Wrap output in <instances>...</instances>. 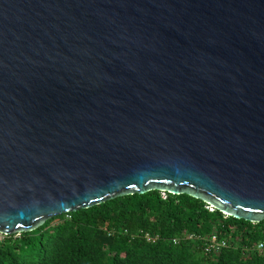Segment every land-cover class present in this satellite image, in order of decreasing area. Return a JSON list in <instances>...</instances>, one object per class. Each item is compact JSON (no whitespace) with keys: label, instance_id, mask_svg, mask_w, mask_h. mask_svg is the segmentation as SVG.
<instances>
[{"label":"water","instance_id":"95a60500","mask_svg":"<svg viewBox=\"0 0 264 264\" xmlns=\"http://www.w3.org/2000/svg\"><path fill=\"white\" fill-rule=\"evenodd\" d=\"M150 191L264 221V0H0V234Z\"/></svg>","mask_w":264,"mask_h":264},{"label":"trees","instance_id":"16d2710c","mask_svg":"<svg viewBox=\"0 0 264 264\" xmlns=\"http://www.w3.org/2000/svg\"><path fill=\"white\" fill-rule=\"evenodd\" d=\"M206 206L186 194L164 198L160 191L118 197L32 232L0 234V264H264V250L255 248L264 244V221ZM213 235L228 247L206 256L199 239Z\"/></svg>","mask_w":264,"mask_h":264},{"label":"built area","instance_id":"2783aa9c","mask_svg":"<svg viewBox=\"0 0 264 264\" xmlns=\"http://www.w3.org/2000/svg\"><path fill=\"white\" fill-rule=\"evenodd\" d=\"M162 195L164 198H166V193L162 192ZM206 208L209 211H214L215 209L211 205H207ZM192 238V237H191ZM149 241H152V238L148 237ZM201 242H203V252L206 256H209L210 254H219L223 249L227 248V242L220 239L218 236L213 235L211 237H206V238H200L199 239ZM173 242L175 244L180 242V239H174ZM257 250L262 251L264 250V244L259 243L257 247H255Z\"/></svg>","mask_w":264,"mask_h":264},{"label":"rangeland","instance_id":"374dc122","mask_svg":"<svg viewBox=\"0 0 264 264\" xmlns=\"http://www.w3.org/2000/svg\"><path fill=\"white\" fill-rule=\"evenodd\" d=\"M55 223H56V222H55ZM0 238H2V236H1Z\"/></svg>","mask_w":264,"mask_h":264}]
</instances>
